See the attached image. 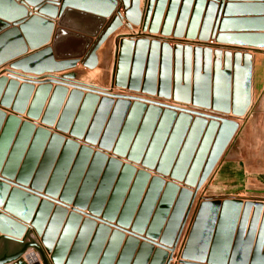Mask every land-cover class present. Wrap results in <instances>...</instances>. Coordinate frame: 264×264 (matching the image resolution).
<instances>
[{
	"label": "water",
	"instance_id": "water-1",
	"mask_svg": "<svg viewBox=\"0 0 264 264\" xmlns=\"http://www.w3.org/2000/svg\"><path fill=\"white\" fill-rule=\"evenodd\" d=\"M29 5L40 11L36 13L41 16L28 12ZM230 8L221 0L223 23L231 26L234 19L230 18ZM45 15L51 17L46 2L0 0V67L14 61L8 64L11 68L4 71L28 82L20 86L1 76L4 71L0 73V241L7 239L23 244L16 253L0 257V264L19 260L30 246L41 251L45 264H169L172 255L168 252L175 250L179 240L190 209L191 192L180 191L174 182L165 184L159 176L151 180L146 170L156 169L159 174L171 173L176 178L186 175V181L197 184L199 189L217 165L239 124L224 118H219L220 123H206L200 118L192 121L185 116L176 117L173 111L161 114L139 105L128 112V107L121 104L113 107L103 101L98 106V99L91 96L81 103L79 92L68 95V90L62 86L53 92L51 86L35 89L33 83L44 78L41 73L65 68L55 62L52 49L58 50V56L63 57L61 45L75 39V30L93 29L81 21L82 16L75 19L66 14L64 20L59 21L62 27L56 30L51 49L46 45L50 42L53 25ZM183 22L181 16L175 35H181L178 31H182ZM36 24L45 27L39 35ZM151 30L158 31L157 28ZM168 32L166 28L164 33ZM78 39L83 42V37ZM253 63L233 79L229 78L228 84L226 80L215 84L218 102L225 99V88H236L233 111L238 115L246 113L253 99ZM68 77L61 79L68 81ZM164 82L161 77V87ZM74 83L84 89L105 90L92 84ZM222 87L225 88L220 94ZM7 108L12 109L9 115ZM127 112L121 129L119 117ZM24 113L33 120L41 117L44 125L56 124L59 133L51 135L44 126L35 128L27 119L22 120L20 115ZM107 115L112 117L104 130ZM68 130L72 138H85L92 144L98 141L102 147H111L109 143L117 138L115 153L127 155L131 162L141 163L146 170L137 171L134 165L118 158H109L102 152L93 153L88 146H83L77 154L76 140L66 139L61 134ZM44 189L49 195L61 194L66 201L76 196L75 205L89 208L93 216L82 220L80 213L67 214L63 206L53 210L52 202L39 200L38 195ZM242 206L239 200L224 202L220 222L225 226H219L212 241L211 236H207L202 248V237L197 240L200 235L196 236L194 228L184 257L193 258L202 251L209 264H264V251L261 250L264 235L258 236L255 242L254 229L247 236L243 233L252 207L250 202L244 205L235 235L234 227ZM262 207L260 203L255 205L254 227ZM95 214H102L104 222L117 220L123 228L131 227L137 234L145 233V242L140 243L135 236L125 237L120 226L113 231L105 224L98 225ZM30 225L39 235L43 234L44 248L34 241L26 242ZM158 239L161 244L155 249L153 244ZM45 248L52 252L51 257L46 255Z\"/></svg>",
	"mask_w": 264,
	"mask_h": 264
},
{
	"label": "rangeland",
	"instance_id": "rangeland-1",
	"mask_svg": "<svg viewBox=\"0 0 264 264\" xmlns=\"http://www.w3.org/2000/svg\"><path fill=\"white\" fill-rule=\"evenodd\" d=\"M35 1L36 3H48V14H51V17L45 15L44 18H47L53 25L50 42L46 45L51 49L54 48L53 42L56 30L62 27L59 21L66 14L69 15V18L75 19L79 18L77 16H82V18L80 17L81 21L87 24L88 27L92 26L93 28L92 31H90L91 29L75 30L77 34L74 37L75 39L69 40L63 46L61 45L63 57L58 56V50L52 49L55 62L65 68L61 71L48 70L41 73L40 76L44 78L33 83L35 89L42 86H51L53 92L54 89L62 86L68 90V95L72 92H79L82 97L81 103L87 96H91L98 99V106L103 101L108 105L111 103L113 107L121 104L123 107H128V112L131 107L139 105L147 109L158 110L161 114L173 111L172 113L176 117L185 116L192 121L200 118L206 123H220L219 118H224L238 122L239 127L235 135L208 179L199 189H197V184L191 185L186 181V175L176 178L171 173L159 174L156 169L146 170L141 163L131 162L127 155L116 154L114 149L117 138L115 139L116 142L111 141L109 143L111 147H102L99 146L98 141L92 144L85 138H72L70 130L60 132L66 139L76 140L78 143L77 154L83 146H88L93 153L102 152L107 154L109 158L115 157L123 163L134 165L137 171L145 169L149 172L151 180L159 176L164 179L165 184L174 182L179 186L180 191L187 189L191 192V205L179 240L175 250L168 252L172 255L169 264H209L205 252L201 251V255H193V258H186L184 256H187V254H183L188 252L186 247H188L194 228L196 236L200 235L197 240H201L200 237H202L201 248L204 247L207 236H211L210 241H212L219 226L224 225L220 222V219L223 204L227 200H239L243 204L239 208L238 222L234 227L235 235L240 227V220L245 209L244 205L249 202L252 207L243 233L247 236L254 229L255 242L258 236L264 235V191L250 190L242 196H229L216 190L214 184H212V176H214L218 165L237 152V138H239L238 136L243 129L249 125L248 122H250L254 102L252 99L245 114H235L233 111V98L236 88L234 90L232 86L230 89L225 87L219 89L221 94L225 88V96L223 95L225 99L222 98L218 102L215 98V84L224 80L228 84L229 78L233 79L243 68L247 67L250 62H254L262 54L264 44V0H225V4L231 7L229 10H231L232 17L238 15L237 8L245 9L250 15L253 13V9L256 8H259L260 12L256 18H232L234 20L231 26L229 23H223L225 17L220 13L221 0ZM34 10L31 7L28 12ZM67 11L70 12L66 13ZM33 14L41 16L36 12ZM52 15H55V17H52ZM181 16L184 17V22L180 25L182 31H178L181 35H175L177 23ZM26 18H29V16ZM152 28H157L158 31H152ZM166 28L169 30L168 33H164ZM44 29L43 24H36L37 35ZM189 34L195 35V38L190 37ZM77 36H79L78 38L83 37L82 43L81 40L76 38ZM7 67L11 68L10 65H7ZM162 70L163 72H161ZM220 73L224 75H220ZM53 74L60 77L69 76L74 80L96 85L105 90L101 92L71 86L66 83H55L56 81L53 82L51 78L46 77ZM4 76L8 81L18 82L20 86L28 83L8 75L5 71ZM161 77L165 81L162 87ZM6 110L11 112L12 109L7 108ZM128 112L121 114L119 117L122 121L121 129L127 119ZM94 115L93 117H95ZM20 117L22 120L27 119L34 124L35 128L40 126L48 128L51 135L59 133L56 124L52 126L44 125L41 117L33 120L27 117L26 113L21 114ZM111 117L112 115H107L103 126L104 130L107 128V123ZM120 132L121 130L119 134ZM28 188H31L30 185H28ZM45 191V189L40 191L39 200L52 202L53 210L63 206L67 209V214L74 211L80 213L82 220L93 216L89 208L81 209L75 205L76 196L73 197V200L66 201L61 194H57V196L49 195ZM258 203L262 204L263 207L259 221L254 227L252 217L255 205ZM95 216L98 225L105 224L113 231L120 226L117 220L104 222L102 214H95ZM122 231L125 233V237L135 236L140 243L145 242V233L137 234L131 227L123 228ZM42 239L43 234L39 235L35 230H30L26 242L34 241L44 248ZM157 243L160 244L159 239L153 244L155 249L158 248ZM22 245L18 242L3 239L0 241V255L7 251L17 250ZM261 246V250L264 251V240L261 242ZM44 250L47 256L52 255V252L48 251L47 248ZM31 251L39 256L42 264H45L41 251L33 246H30L19 260L7 264H31L27 258V253Z\"/></svg>",
	"mask_w": 264,
	"mask_h": 264
},
{
	"label": "crops",
	"instance_id": "crops-1",
	"mask_svg": "<svg viewBox=\"0 0 264 264\" xmlns=\"http://www.w3.org/2000/svg\"><path fill=\"white\" fill-rule=\"evenodd\" d=\"M236 11L238 15L230 18H256L260 13L259 8L253 9L251 15L243 8ZM8 68L2 67L0 71ZM252 95L250 122L237 138V152L224 159L212 176L216 190L229 196H242L250 190L264 191V46L253 63Z\"/></svg>",
	"mask_w": 264,
	"mask_h": 264
},
{
	"label": "bare ground",
	"instance_id": "bare-ground-1",
	"mask_svg": "<svg viewBox=\"0 0 264 264\" xmlns=\"http://www.w3.org/2000/svg\"><path fill=\"white\" fill-rule=\"evenodd\" d=\"M31 7H33V6H27V8H28V10H30L31 9ZM34 9H35V7H33ZM36 10V9H35ZM33 11V12H31V13H35V12H38V11ZM263 48V47H262ZM12 62H14V61H9L8 63H6V64H4L3 66H1L0 68H2V67H5V66H7L8 64H11ZM7 70V69H6ZM1 72V71H0ZM8 75H10L11 73H7ZM53 76H56L55 74H53ZM8 77V76H7ZM51 80L53 81V82H55V83H66V84H69V85H71V86H75L76 84L74 83V81H76V82H80V83H77V84H80V85H82L83 86V84H88V83H84V82H81V81H77V80H74L73 78H71V77H68V81H66V80H63V79H61V77L60 76H56V77H51ZM63 80V81H62ZM77 86V85H76ZM102 92V91H101ZM85 217V216H84ZM29 228H31V229H29V230H35L36 231V229L34 228V227H32L31 225H30V227ZM37 232V231H36ZM140 238H141V235H140ZM147 237H145L144 239H146ZM158 241V240H157ZM160 241V240H159ZM161 244V243H160ZM157 245H159L158 243H157ZM171 253V252H170ZM51 257V256H50ZM27 258L29 259V261H30V263L31 264H42V262H41V260H40V258H39V256L35 253V252H33V251H31V252H29V253H27Z\"/></svg>",
	"mask_w": 264,
	"mask_h": 264
},
{
	"label": "flooded vegetation",
	"instance_id": "flooded-vegetation-1",
	"mask_svg": "<svg viewBox=\"0 0 264 264\" xmlns=\"http://www.w3.org/2000/svg\"><path fill=\"white\" fill-rule=\"evenodd\" d=\"M22 247H23V245H22ZM22 247H21V248H22ZM21 248H19V249H17V250H14V251L11 250V252H10V251H7V252L3 253L2 255H0V257H3L4 255H11V254H14V253H16L17 251H19Z\"/></svg>",
	"mask_w": 264,
	"mask_h": 264
}]
</instances>
